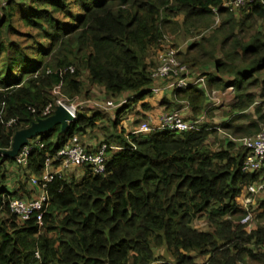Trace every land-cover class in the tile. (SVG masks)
I'll use <instances>...</instances> for the list:
<instances>
[{"label":"trees","instance_id":"16d2710c","mask_svg":"<svg viewBox=\"0 0 264 264\" xmlns=\"http://www.w3.org/2000/svg\"><path fill=\"white\" fill-rule=\"evenodd\" d=\"M20 1L27 6L18 15L25 34L9 23L19 1L0 0V264H200L191 253L205 258L201 264H264V200L252 208L254 225L238 223L243 192L264 183V170L241 172L247 150L227 138L255 136L264 125V0L228 7L225 0ZM181 32L198 40L176 53L178 60L209 90L234 89L218 126L224 147L215 151L207 144L212 123L180 134L115 132L135 105L141 116L153 112L145 101L155 67L148 52ZM59 83L68 98L90 102L82 96L95 88L107 100L127 102L111 110L114 130L97 142L108 146L105 172L75 166L78 176H54L40 228L9 212L10 199L28 200L9 189L10 180L25 192L27 173L39 177L46 155L86 136L101 112L90 113L96 107L87 104L62 134L55 127L35 137L25 167L1 152L15 132L41 119ZM208 101L201 88L188 86L163 97L160 112L194 119ZM81 144L88 152L98 148ZM197 218L211 230L193 227Z\"/></svg>","mask_w":264,"mask_h":264},{"label":"built area","instance_id":"2783aa9c","mask_svg":"<svg viewBox=\"0 0 264 264\" xmlns=\"http://www.w3.org/2000/svg\"><path fill=\"white\" fill-rule=\"evenodd\" d=\"M254 0H225L224 6H239L245 3H252ZM177 51L173 48H163L157 51L154 57L155 67L151 71L152 84L149 92L152 97H160L166 92L177 89H184L188 86H197L201 88L210 102V107L222 105L224 98L233 95L234 89L228 85L222 92L214 89L209 90L206 87L203 77L195 76L187 66L182 64L176 57ZM68 70L73 72V68ZM192 77V78H191ZM53 102L48 103L41 111V119L51 116L57 106H62L71 115L73 121L76 119L77 112L82 110L85 105L93 104L101 110H113L127 102L122 99L119 102L107 100L104 103L89 102L77 97L68 98L62 92V85L59 83L51 90ZM209 107V108H210ZM206 112L194 119L186 118L181 112H160L156 117L147 116L136 128L128 129L130 135H148L158 131H169L173 133H184L197 131L205 123ZM220 131V129H218ZM227 138L235 141L239 146L247 150V153L241 164V172H254L264 170V125L260 131L252 137H242L233 139L227 135ZM32 146L30 143L22 147L15 157L16 164L25 167ZM106 144L100 145L95 151L88 152L81 144L77 136L71 137L62 148L55 153L46 155L43 161L41 174L29 176L28 182L39 189V194L32 199H10L8 201L9 212L15 215L19 220L26 222L33 219L36 224L42 227V218L47 207L46 184L54 176L63 178L66 170L75 166H89L92 174L101 175L105 172L106 165ZM3 198H6L3 195ZM264 200V183L250 184L246 186L239 203L240 209L244 212L238 223L250 228L254 222L252 208L257 204V200ZM36 256L37 253H36Z\"/></svg>","mask_w":264,"mask_h":264},{"label":"rangeland","instance_id":"374dc122","mask_svg":"<svg viewBox=\"0 0 264 264\" xmlns=\"http://www.w3.org/2000/svg\"><path fill=\"white\" fill-rule=\"evenodd\" d=\"M16 1H19L20 4H18L17 6L13 5V8L15 10L13 11V15H12V18H11L9 23H10V25L18 28L22 33L25 34V33H28V30L25 28L23 29L21 27V24L19 23V20H18V15L21 11H22V13H24L23 11L26 12L27 6L23 2H21L20 0H16ZM179 20H180V18H179ZM215 22L216 23L219 22V18H216ZM209 34H210V31H206V32H204L203 36H209ZM15 39H17V38H15ZM17 40L22 41V40H24V38H19ZM196 40H198V37H189V36H187L181 32V33H178L176 35H167L165 41L162 43L161 46L164 48H167V47L171 48L172 47L173 49H175L177 51V53L184 54L186 52L187 48L190 46V44H192ZM23 42L26 43V41H23ZM156 54H157V49L156 50L151 49L148 52V56H147V60H146L148 62V64H150L151 62L154 61V57ZM179 61H181V60L179 59ZM192 71L197 72V73L199 72V70H196V69H194ZM86 88H88V87L86 86ZM86 88H85V90H88ZM214 90H216L218 92L223 91V89H214ZM82 95H84V94H82ZM84 96H82V97L83 98H90V99L94 100V102H97V103H99L100 100H104V101L107 100L104 98L103 93L99 90H96L95 88L94 89L89 88L88 97H84ZM99 97H101V98H99ZM94 102H92V103H94ZM234 102H235V100H234V93H233V95H230V96L228 95L226 97V99L223 100L222 105L217 106V107H210V102L208 101L207 105L204 108V111L206 110V114H205L206 120H205L204 124L212 123L216 127V129L214 128L215 133H212L210 135L208 143H207L209 145V148L211 151H215V150H218L219 148L224 147L225 137H224L222 131L218 130V126L222 123V121H221L222 117H220V116L223 112L228 111V107ZM135 106L136 107H132V110L135 111V112H133L134 114H130V115H132V117H128V119H127L126 116H123V118H121L120 127L118 126L117 130L115 131L116 134L120 133L121 127H123L125 129V131L127 132L128 129L132 128V125L134 123L136 124V126H138L142 121L147 119L146 117L141 116L140 113H138V111H137L138 105H135ZM214 108H215V110H212ZM209 110H212V111L208 112ZM88 111H90V113L93 111H99L101 113L99 114L98 119L96 120V125L92 129V131L88 132L86 134V136H84L82 139L80 137L79 138H80L81 142L85 141V140L89 141L92 139H97V141L99 142L104 138V133L107 134L108 131L111 132V130H114V128H112V123H111V121H113L112 119H114V117H113L114 115L111 112V110H101L98 108H96V109L88 108ZM90 113H89V115H90ZM262 125L263 124H260V127ZM33 141H34V139H31L30 144H32ZM64 175H66L64 178H68V177L73 176V175L78 176V173H77V171L66 170ZM192 225H193V227H195L196 229L201 230V231L211 230L210 226L206 223L205 219H203V218H197L196 220L193 221ZM160 254H162V250L158 251V255H160ZM191 255L194 256L195 262H197V263L201 264L205 261L204 257H199L193 253H191ZM243 264H260V263L247 260Z\"/></svg>","mask_w":264,"mask_h":264},{"label":"water","instance_id":"95a60500","mask_svg":"<svg viewBox=\"0 0 264 264\" xmlns=\"http://www.w3.org/2000/svg\"><path fill=\"white\" fill-rule=\"evenodd\" d=\"M73 122V118L62 106H57L54 113L44 119H39L32 123L29 127L15 132L11 148L1 152L5 158L15 159L20 149L30 143L31 139L45 134L55 127H59V133L62 134Z\"/></svg>","mask_w":264,"mask_h":264},{"label":"crops","instance_id":"0c3cea01","mask_svg":"<svg viewBox=\"0 0 264 264\" xmlns=\"http://www.w3.org/2000/svg\"><path fill=\"white\" fill-rule=\"evenodd\" d=\"M163 97H165L166 99H169L170 98V92H166V93H164L160 97H152L151 96L150 99L149 98H146L145 101H149V100L151 101V105L153 107V112H152L153 114L152 113L145 112L144 114L146 116L144 115V117H147V116L156 117L159 114V112L163 110V106H160V104H159L160 100ZM225 99L226 98H224V100ZM184 110H185L184 112H186V114L189 115L188 108L185 107ZM123 116H126L127 119H128V117H132V115H124V114H123ZM123 116H122V118H123ZM97 142L98 141L96 139H92V140H89V141H86V140L83 141V143L86 144L87 146L91 147V149H95V148L98 147ZM73 169L74 168L72 167L69 170H73ZM27 174H28V176H27L28 178H29V176L34 175L32 173H27ZM13 183H15V181L10 180V182H9V189L10 190H17L19 192V194H20V196H21L22 199L35 198L39 194V189L36 188L35 186H33L32 184H30L29 182L24 183V185H25V192H21L20 189H19V186L16 185V184H13Z\"/></svg>","mask_w":264,"mask_h":264}]
</instances>
